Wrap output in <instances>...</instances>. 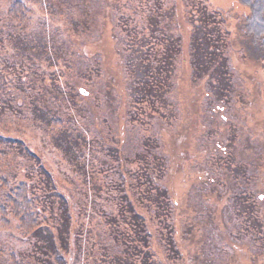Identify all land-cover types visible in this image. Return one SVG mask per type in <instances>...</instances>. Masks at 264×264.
Wrapping results in <instances>:
<instances>
[{
    "label": "rangeland",
    "instance_id": "obj_1",
    "mask_svg": "<svg viewBox=\"0 0 264 264\" xmlns=\"http://www.w3.org/2000/svg\"><path fill=\"white\" fill-rule=\"evenodd\" d=\"M10 2L0 0V179L43 201V227H0V264H264V52L244 31L248 10L33 0L20 27ZM198 4L218 13L206 35L186 12Z\"/></svg>",
    "mask_w": 264,
    "mask_h": 264
},
{
    "label": "trees",
    "instance_id": "obj_2",
    "mask_svg": "<svg viewBox=\"0 0 264 264\" xmlns=\"http://www.w3.org/2000/svg\"><path fill=\"white\" fill-rule=\"evenodd\" d=\"M32 1L33 0H11L10 2L11 4L9 5L7 9L8 18L15 21L16 24L19 25L20 27L28 24L29 21L31 20L30 19V13H31L30 4ZM50 1L53 2L54 0H45V2H50ZM237 1L241 5V7L248 10L244 14V17H243V28H244L245 33L250 38H252L264 52V0H237ZM50 4L51 3H49V5ZM198 5H196V7H194V5L188 6L186 12L190 16V14L193 13L192 10L195 8L194 10H196L199 17H197L198 18L196 20L197 23L193 26L194 32L195 33L205 32V35H206V32L210 30L208 28L211 25V23L212 22L215 23L214 16L216 15L217 12L216 11L209 12L206 6L200 5L199 7ZM124 6H125L124 8L128 12L132 11L129 9L130 7L128 6V3L124 4ZM219 33H221V30L216 31L215 35L219 37ZM201 40L203 39L200 38V43L203 45V43L206 42V40H203V41ZM212 43H214L210 46L212 51H208V55H211V54L215 55L222 41L220 40V38L217 40L215 37ZM123 58L126 62L128 61V59L125 58L124 55H123ZM164 58L165 57H162V59ZM143 62H144L143 60L140 61L141 64ZM153 63H154V60H151V61L149 60L147 61V63H145V65L146 66L153 65ZM160 66H161V63L155 68V71H154L155 73H158L160 71L159 69ZM151 79L153 80L154 78H151ZM213 79H214L213 81L214 86L209 85L210 88L213 89L214 87L215 91L218 89L220 90L221 88L219 87V84H220L219 81L216 80L215 78ZM130 118L131 117L129 115V118H128L129 120H127L128 125L127 126L125 125L126 126L125 131L127 132L129 131V124L132 122ZM58 120L59 119H56L55 122H51L50 125L57 126V129H54V130H57V133L62 134L65 131V128L67 126L63 122L58 121ZM0 138L2 137L0 136ZM13 142L22 147H25L23 142L20 140H13ZM24 151H26L31 157H35V155H33V153L28 147H25ZM2 160H3V157L2 155H0V170L3 167L2 165L5 163V161L2 163ZM154 184L159 185L161 183L155 182ZM155 188H159V186ZM38 200L36 199V196L33 195L32 191H30V188L28 187V185H26V183L15 182L8 177L1 178L0 179V207H3V208H0V227L7 228L10 226L11 222L16 221L17 222L16 227H19L18 229L21 230L22 232L27 233V231L29 232L32 231V233L39 234L43 227L42 226L43 201H40V200L38 201ZM63 201L65 202L64 199ZM130 206H131V209L128 210L127 208V211L125 212H127L130 215V218L133 221V223L139 224L140 221L138 222L137 219L143 222V219L140 217V215L135 212L132 203ZM157 209H160V208L158 207ZM49 243H52V240L49 241ZM212 253H216V252L213 251ZM12 259L13 261H9L8 262L9 264H19V261H16L14 256H12Z\"/></svg>",
    "mask_w": 264,
    "mask_h": 264
}]
</instances>
